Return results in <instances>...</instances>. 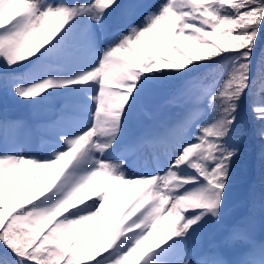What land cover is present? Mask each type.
Listing matches in <instances>:
<instances>
[{
    "label": "snow or ice",
    "instance_id": "snow-or-ice-1",
    "mask_svg": "<svg viewBox=\"0 0 264 264\" xmlns=\"http://www.w3.org/2000/svg\"><path fill=\"white\" fill-rule=\"evenodd\" d=\"M0 264H264V0H0Z\"/></svg>",
    "mask_w": 264,
    "mask_h": 264
},
{
    "label": "trees",
    "instance_id": "trees-1",
    "mask_svg": "<svg viewBox=\"0 0 264 264\" xmlns=\"http://www.w3.org/2000/svg\"><path fill=\"white\" fill-rule=\"evenodd\" d=\"M5 107L9 116H27V111H28L27 108L23 105L14 103L11 100H8L6 102ZM248 179L250 180L251 183H254L256 185V190L257 192H259L261 190V177L258 169L254 167ZM242 198H243V189L237 187L232 192L231 199L235 201V200H240Z\"/></svg>",
    "mask_w": 264,
    "mask_h": 264
},
{
    "label": "rangeland",
    "instance_id": "rangeland-1",
    "mask_svg": "<svg viewBox=\"0 0 264 264\" xmlns=\"http://www.w3.org/2000/svg\"><path fill=\"white\" fill-rule=\"evenodd\" d=\"M102 179H103V178H100V181H101V182H102Z\"/></svg>",
    "mask_w": 264,
    "mask_h": 264
}]
</instances>
